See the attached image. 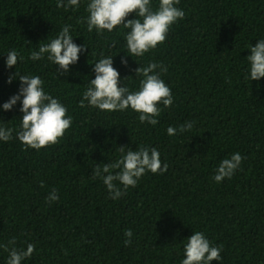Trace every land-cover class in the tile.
I'll use <instances>...</instances> for the list:
<instances>
[{
	"label": "trees",
	"instance_id": "1",
	"mask_svg": "<svg viewBox=\"0 0 264 264\" xmlns=\"http://www.w3.org/2000/svg\"><path fill=\"white\" fill-rule=\"evenodd\" d=\"M0 264H264V0H0Z\"/></svg>",
	"mask_w": 264,
	"mask_h": 264
}]
</instances>
